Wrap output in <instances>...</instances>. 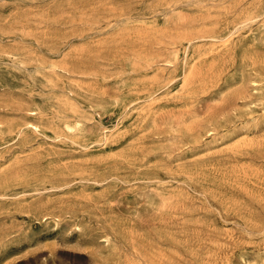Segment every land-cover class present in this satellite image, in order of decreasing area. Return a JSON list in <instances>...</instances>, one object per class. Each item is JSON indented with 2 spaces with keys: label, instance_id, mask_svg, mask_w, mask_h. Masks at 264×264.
Returning <instances> with one entry per match:
<instances>
[{
  "label": "rangeland",
  "instance_id": "374dc122",
  "mask_svg": "<svg viewBox=\"0 0 264 264\" xmlns=\"http://www.w3.org/2000/svg\"><path fill=\"white\" fill-rule=\"evenodd\" d=\"M263 16L0 0V264H264Z\"/></svg>",
  "mask_w": 264,
  "mask_h": 264
},
{
  "label": "bare ground",
  "instance_id": "6f19581e",
  "mask_svg": "<svg viewBox=\"0 0 264 264\" xmlns=\"http://www.w3.org/2000/svg\"><path fill=\"white\" fill-rule=\"evenodd\" d=\"M263 17H264V16H263ZM246 26H247V25H246ZM224 39H225V38H224ZM190 41H191V40H190ZM190 41H189V42H190ZM227 63H228V62H227ZM70 95H71V94H70ZM74 140H75V139H74ZM72 144H73V143H72ZM1 196H2V195H1Z\"/></svg>",
  "mask_w": 264,
  "mask_h": 264
}]
</instances>
